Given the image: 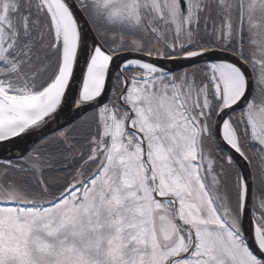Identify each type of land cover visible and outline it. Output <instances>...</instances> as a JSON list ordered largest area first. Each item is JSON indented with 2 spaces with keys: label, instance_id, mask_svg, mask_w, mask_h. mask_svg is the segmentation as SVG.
<instances>
[{
  "label": "snow or ice",
  "instance_id": "1",
  "mask_svg": "<svg viewBox=\"0 0 264 264\" xmlns=\"http://www.w3.org/2000/svg\"><path fill=\"white\" fill-rule=\"evenodd\" d=\"M0 264H264V0H0Z\"/></svg>",
  "mask_w": 264,
  "mask_h": 264
}]
</instances>
